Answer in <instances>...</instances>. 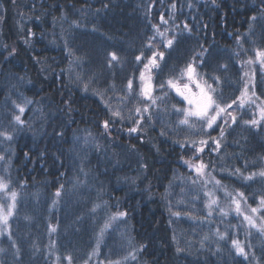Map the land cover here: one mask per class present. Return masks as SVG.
<instances>
[{
  "label": "trees",
  "instance_id": "16d2710c",
  "mask_svg": "<svg viewBox=\"0 0 264 264\" xmlns=\"http://www.w3.org/2000/svg\"><path fill=\"white\" fill-rule=\"evenodd\" d=\"M261 52L264 0H0V132L11 136L0 135V178L12 207L0 264H264V228L210 217L188 192L203 164L250 206L264 201V123L241 105L245 62L264 100ZM154 53L152 104L140 77ZM189 63L217 103L236 101L235 123H216L222 138L181 123L166 82H184Z\"/></svg>",
  "mask_w": 264,
  "mask_h": 264
},
{
  "label": "rangeland",
  "instance_id": "374dc122",
  "mask_svg": "<svg viewBox=\"0 0 264 264\" xmlns=\"http://www.w3.org/2000/svg\"><path fill=\"white\" fill-rule=\"evenodd\" d=\"M260 59L261 61H263L262 60L264 59L263 56L257 55V58L255 59V63ZM149 61L148 63H146V65H148V69L144 68L143 70L144 79L141 80V85H142L141 88L143 92V89H145L146 87L150 85V94H152L153 92V89H152V85H153L152 84V71H153L152 68L153 66L149 63ZM253 67H254V64L251 65L249 62H245L244 64L245 73H247L245 86L247 85L248 91L246 93V96H242V94L245 92V86H244V90L241 93V101L243 100V103H241V105L243 106L253 105L252 108H254V110L253 111L250 110L247 112L248 118H250L251 120L257 121L258 124H263L264 118H262L261 116V111L264 110V100L259 101L258 98H255V94L253 95V91H254L252 87V84H253L252 68ZM262 68L264 70V64ZM196 78L200 80L201 85L205 88H206V85H211L202 77V75L199 73L197 69H196ZM181 81H184V82H180V80H178V82L181 85H183L184 83H188L189 87L191 88L193 92H198V89L196 88L195 83H190L187 79V76L183 77ZM211 87L214 89L212 85ZM172 90L175 92L174 89ZM212 95H213V99L215 100V93H212ZM177 96L181 98V100L184 102L185 109H187L189 107L187 102L184 101L183 98L179 96L178 94ZM184 118L185 117H183V119ZM228 118L229 116L227 115V113H225V114H222L221 117L217 119V121L219 119L223 121L224 119H228ZM188 119H189V124L193 125L192 127L195 129H199L197 128L198 123H203L196 117H189ZM199 127H201V125ZM214 127L215 125H213V128ZM204 129H206V127ZM204 129L201 128L200 131L195 130L196 131L195 135H199L200 133H203ZM210 139L211 138L208 135L207 140H210ZM199 168L200 166L194 167L195 173L198 176V178L196 179V181L192 182V184L190 185L191 190L188 191L190 193V196H192L193 194L200 195L201 200L198 199V204H197V205H200L199 210H201L202 212L207 211L208 215H211L210 217H212L213 215L219 216L222 214H225L227 216H231V214L237 215L238 217L240 216L242 220L244 221L245 225L248 228L254 229L255 232H258V229L260 228L262 229L264 228V204L262 203L258 204V206L256 207L250 206L246 200L244 201L241 198L242 195L238 196L235 194L237 193V191L227 188L226 186H221L217 182L216 178L212 177V175L208 173L209 171L207 170L208 168L206 166L202 170L198 171ZM0 182H3L4 184L7 185V181L3 180L2 178H0ZM8 193H9V188L7 189V187L6 189L0 190V212H2L5 215L8 214L10 209L12 211V207H10L11 204L9 203L10 199L8 198V195H9ZM8 203H9V207H8ZM191 209L195 211L194 207H192ZM253 209H256V211L254 212ZM5 231H6V227L2 223H0V233L1 232L4 233ZM239 247L242 248L241 244H239ZM236 249H237V246H236Z\"/></svg>",
  "mask_w": 264,
  "mask_h": 264
},
{
  "label": "snow or ice",
  "instance_id": "6c2138e0",
  "mask_svg": "<svg viewBox=\"0 0 264 264\" xmlns=\"http://www.w3.org/2000/svg\"><path fill=\"white\" fill-rule=\"evenodd\" d=\"M213 3H215V0H213ZM173 8H175V4L172 5ZM253 19H255V17H253ZM173 43V41L170 39L167 42V46H171ZM150 46V45H149ZM258 55L260 56H264V52L258 53ZM159 58L163 59V53H159ZM111 59L113 61L117 60V56L115 53L111 54ZM141 57H137V60H140ZM149 63L153 66V67H159L158 63H157V59H156V54L154 53L152 58L150 59ZM145 68L148 69V65H145ZM245 75H247V73H245ZM187 76V79L190 83H195L196 88L198 89V92H193L191 90V88L189 87L188 83H184L183 85H181L178 80L176 79H169L166 84L168 87L172 88L175 90V92L181 96L183 98L184 101L187 102V104L189 105V107L187 109H178V111H182L184 113V119L181 121L182 124L185 125H189V127H191L192 125L189 124V117H196L197 119H199L200 121L203 122L202 127H206V129H213V125H216L217 119L221 117L222 114L227 113L228 116L231 117L232 122L235 123L236 121V117L232 116V113L228 112L227 110L229 108H232V104H235L236 101H233L232 104H226V105H221L220 103H217L216 100L213 99V95L212 93L215 92V89H213L211 87V85H206V88L203 87L201 85L200 80H198L196 78V68L193 66L192 63H189L185 69H183L180 73V78L182 79L183 77ZM144 79V73L141 72V80ZM161 87H164L165 84L162 83L160 85ZM253 89L255 88V84H252ZM128 88L131 89L132 88V81L129 80L128 82ZM248 91L247 85L245 86V92L242 94V96H246V93ZM255 94V92L253 91V95ZM143 95H145L147 98L151 99L152 104L156 103L155 99H152L150 96V85L148 87H146L145 89H143ZM241 103H243V100L241 101ZM19 107V106H17ZM148 109L145 108V111H147ZM140 110L137 109V112H139ZM19 112L23 113L24 112V108L23 107H19ZM115 115H119V113H114ZM261 116L262 118H264V110L261 111ZM14 119L16 120L17 123L22 124L23 121L21 120L20 115H16L14 117ZM223 124H227L228 120L224 119L222 121ZM245 123H249L248 121H245ZM250 123L252 124H256L257 121L253 120ZM218 128H220V136L221 138L224 135V129L222 127H220V125H216ZM104 127L107 128L108 127V122L106 121L104 124ZM130 132H136L137 129L135 127L129 129ZM0 135L5 136L6 139H11V136H7L5 133L0 132ZM210 136V133H209ZM211 138V136H210ZM217 148H219L220 146V141L219 140H214L213 141ZM208 143L207 140H200V144L201 145H206ZM183 146V145H182ZM199 151H203V148L201 147L199 149ZM0 159H3V157H0ZM204 168V165L201 164L200 168L198 169V171L202 170ZM237 171H239V169H237ZM261 176H264V172L260 173ZM7 185L4 184L3 182H0V190L6 189ZM57 196L60 195L59 191L56 193ZM11 197L12 200L15 201L16 198V193L12 192L11 193ZM262 204H264V201H261ZM14 207V204H13ZM253 211L255 212L256 209H253ZM11 209L9 210L8 214L5 215L2 212H0V223H2L5 227H7L8 224V217L11 215ZM118 215L120 216H125L126 213H119ZM53 231H55V229H52ZM234 244H236L237 246V250L240 254H244V249L240 248L239 245L237 244V242L233 241ZM59 259V258H58ZM69 264H71V257H67Z\"/></svg>",
  "mask_w": 264,
  "mask_h": 264
},
{
  "label": "bare ground",
  "instance_id": "6f19581e",
  "mask_svg": "<svg viewBox=\"0 0 264 264\" xmlns=\"http://www.w3.org/2000/svg\"><path fill=\"white\" fill-rule=\"evenodd\" d=\"M8 225H9V224H7V227H6V229L8 228Z\"/></svg>",
  "mask_w": 264,
  "mask_h": 264
}]
</instances>
